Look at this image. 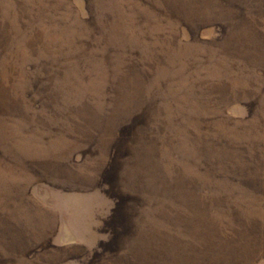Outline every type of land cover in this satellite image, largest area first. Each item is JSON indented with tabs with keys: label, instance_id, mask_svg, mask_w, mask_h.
<instances>
[{
	"label": "rangeland",
	"instance_id": "1",
	"mask_svg": "<svg viewBox=\"0 0 264 264\" xmlns=\"http://www.w3.org/2000/svg\"><path fill=\"white\" fill-rule=\"evenodd\" d=\"M0 264H264V0H0Z\"/></svg>",
	"mask_w": 264,
	"mask_h": 264
},
{
	"label": "crops",
	"instance_id": "2",
	"mask_svg": "<svg viewBox=\"0 0 264 264\" xmlns=\"http://www.w3.org/2000/svg\"><path fill=\"white\" fill-rule=\"evenodd\" d=\"M93 209H94V208H93ZM90 214H91V212H90ZM92 217H93V218L95 217V216H94V212H93V216H92ZM86 237H87V236H86ZM86 237H85V239L87 240L88 238H86ZM85 239L82 238V241H84Z\"/></svg>",
	"mask_w": 264,
	"mask_h": 264
}]
</instances>
